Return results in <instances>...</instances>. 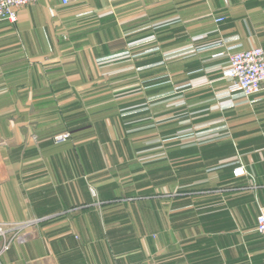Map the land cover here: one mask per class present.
<instances>
[{"label": "crops", "instance_id": "1", "mask_svg": "<svg viewBox=\"0 0 264 264\" xmlns=\"http://www.w3.org/2000/svg\"><path fill=\"white\" fill-rule=\"evenodd\" d=\"M252 47L264 0H36L0 21V221L41 219L0 264H264V89L223 77Z\"/></svg>", "mask_w": 264, "mask_h": 264}, {"label": "built area", "instance_id": "2", "mask_svg": "<svg viewBox=\"0 0 264 264\" xmlns=\"http://www.w3.org/2000/svg\"><path fill=\"white\" fill-rule=\"evenodd\" d=\"M76 1L61 0L63 5H70ZM35 3L36 0H0V21L16 22L20 10ZM224 19L225 17L219 16L216 18V22H222ZM222 44V41H217L191 48V51L200 52L205 49H215L222 46ZM223 77L232 83L235 99L248 100L251 96L261 92L264 89V49L262 47H252L230 53L228 64L223 68ZM69 137L70 134L65 133L56 137V139L66 140ZM233 173L236 177H240L246 175L247 170L244 166H238L233 170ZM40 220L34 219L19 225L16 224V231L10 237L8 231L13 228V224L0 222V238L6 240L0 248V256L9 249L13 241L26 240L28 234L24 229L30 225L37 224ZM257 231L264 237V206H261L257 217Z\"/></svg>", "mask_w": 264, "mask_h": 264}, {"label": "rangeland", "instance_id": "3", "mask_svg": "<svg viewBox=\"0 0 264 264\" xmlns=\"http://www.w3.org/2000/svg\"><path fill=\"white\" fill-rule=\"evenodd\" d=\"M189 123V122H188ZM1 222V221H0ZM2 223V222H1ZM6 240L0 238V248Z\"/></svg>", "mask_w": 264, "mask_h": 264}]
</instances>
